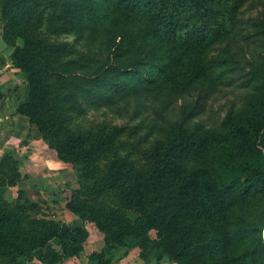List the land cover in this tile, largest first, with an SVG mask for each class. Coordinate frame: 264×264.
I'll use <instances>...</instances> for the list:
<instances>
[{"label": "trees", "instance_id": "16d2710c", "mask_svg": "<svg viewBox=\"0 0 264 264\" xmlns=\"http://www.w3.org/2000/svg\"><path fill=\"white\" fill-rule=\"evenodd\" d=\"M247 1L0 0V35L15 49L9 59L25 81L15 113L58 161L76 169L77 187L65 207L93 222L107 244L146 241L155 230L160 250L180 264H264V215L255 220L257 208L237 212L264 193V21L252 26L250 56H256L243 60L246 71L234 69L239 62L225 52L242 37L240 10ZM61 34L74 41L52 37ZM233 81L247 92L242 104L205 128L196 118L210 95ZM100 109L151 112L155 122L143 135L128 129V137H138L121 152L117 137L127 127L99 132L76 122ZM154 132L162 139L140 151ZM24 178L16 158L2 154L0 260L57 264L78 255L84 229L32 217L37 206L23 189L14 203L5 200L2 188ZM107 195L113 199L105 201ZM123 208L138 216L126 217Z\"/></svg>", "mask_w": 264, "mask_h": 264}, {"label": "rangeland", "instance_id": "374dc122", "mask_svg": "<svg viewBox=\"0 0 264 264\" xmlns=\"http://www.w3.org/2000/svg\"><path fill=\"white\" fill-rule=\"evenodd\" d=\"M240 20L242 21V26H244V32L240 36H247L248 33L252 34V36L244 40L242 37L236 35L226 47L225 52L229 54L228 58L231 60L237 59L239 62L234 65V69L237 66L246 71L247 69H243L245 67L243 60L250 57L253 59L256 56V53H252L250 56V52L256 50L250 42L254 40L255 34L252 26L256 24L260 27L261 21H264V0H248L240 10ZM52 37L58 42L67 41L72 43L74 41V36L69 34ZM248 42L251 44H248ZM224 45L225 43L214 46L211 53H218L223 49ZM78 48L82 50L81 47ZM3 59L0 56L1 64L4 63ZM239 87V83L234 81L228 84L225 82L219 86L217 91L210 95L204 113L196 118V120L200 121L205 128L217 126L231 108H237L242 104L243 97L247 92L245 89ZM14 92L16 93L14 94L16 97V99L14 97V101L18 105L19 101L25 98V81L22 74L17 76V86ZM182 100H178L171 108V116L182 105ZM194 100L195 97L192 96L188 99V102ZM76 122H80L86 127H93V129L99 132H106L113 126L127 127L117 137L119 150L126 152L138 137H128L126 133L129 130L134 131L138 128L139 134L141 135L142 133L143 135L149 130L155 119L154 114L151 112L133 115L131 111L119 113V111L100 109L88 111L83 115L82 119L80 118ZM73 127L74 125L70 124L69 129ZM20 128L24 127L21 126ZM19 136H22V140L25 141L22 146L17 147L18 151L12 153V155L16 158L22 174H26L28 178L22 179L16 186L2 188L1 193L5 200L8 203H14L17 199L18 189H23L26 198L37 206L34 210L30 211L32 217L54 218L66 223L71 228L78 227L85 231L81 239L82 249L78 255L63 258L57 264H104L106 260H110L111 264H180L177 261H173L166 252L160 250L155 230L150 231L149 238L146 241L129 237L125 239L123 244H107L104 240L103 232L93 222L79 218L65 207L66 202L70 198L71 191L77 187L76 169L70 164L58 161L53 150L48 148L41 134L35 129L29 135L26 132L24 134L22 132ZM159 139H162V136L158 132L150 134L147 141L141 144L140 151L144 152L153 142L159 141ZM105 162L106 159L100 160L98 165L99 171L104 169ZM103 199L108 201L113 199V197L107 195ZM256 208L261 212V214L257 213L255 218V220H259L264 215V193L258 194V199L255 202H250L249 206L245 204L237 212H248L249 209L253 212ZM120 211L130 219H135L138 216V212L134 209L123 208ZM230 214L233 215L231 212ZM245 215L247 217L250 216L249 213ZM51 244L53 247L58 248V241L56 239H53ZM96 253L100 254L99 258L92 257ZM17 260L19 264H45L37 257L27 259L22 256L18 257ZM0 264L6 263L0 260Z\"/></svg>", "mask_w": 264, "mask_h": 264}, {"label": "crops", "instance_id": "0c3cea01", "mask_svg": "<svg viewBox=\"0 0 264 264\" xmlns=\"http://www.w3.org/2000/svg\"><path fill=\"white\" fill-rule=\"evenodd\" d=\"M1 29L2 20L0 18V32ZM8 50L0 35V56L4 58V63H0V92L3 95L0 99V156L18 151L17 147L22 146L25 141L19 135L22 132L29 135L33 130L25 116L15 113L17 103L14 101V94H16L14 89L17 86V76L20 72L12 67ZM21 126L24 128L21 129Z\"/></svg>", "mask_w": 264, "mask_h": 264}, {"label": "clouds", "instance_id": "9594fccd", "mask_svg": "<svg viewBox=\"0 0 264 264\" xmlns=\"http://www.w3.org/2000/svg\"><path fill=\"white\" fill-rule=\"evenodd\" d=\"M21 46H22V42H21ZM15 49H10L9 50V54H11L12 51H14ZM259 237L261 240H264V228H261L259 231Z\"/></svg>", "mask_w": 264, "mask_h": 264}, {"label": "built area", "instance_id": "2783aa9c", "mask_svg": "<svg viewBox=\"0 0 264 264\" xmlns=\"http://www.w3.org/2000/svg\"><path fill=\"white\" fill-rule=\"evenodd\" d=\"M263 228H264V225H263ZM264 241V240H263Z\"/></svg>", "mask_w": 264, "mask_h": 264}]
</instances>
